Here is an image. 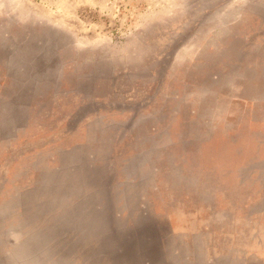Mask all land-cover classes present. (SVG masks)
<instances>
[{
  "label": "rangeland",
  "instance_id": "obj_1",
  "mask_svg": "<svg viewBox=\"0 0 264 264\" xmlns=\"http://www.w3.org/2000/svg\"><path fill=\"white\" fill-rule=\"evenodd\" d=\"M0 264H264V0H0Z\"/></svg>",
  "mask_w": 264,
  "mask_h": 264
}]
</instances>
